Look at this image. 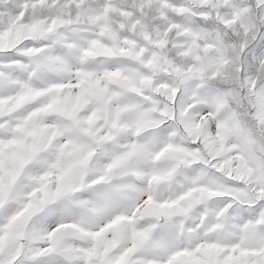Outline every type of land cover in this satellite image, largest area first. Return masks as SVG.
<instances>
[{"label":"snow or ice","instance_id":"6c2138e0","mask_svg":"<svg viewBox=\"0 0 264 264\" xmlns=\"http://www.w3.org/2000/svg\"><path fill=\"white\" fill-rule=\"evenodd\" d=\"M0 264H264V0H0Z\"/></svg>","mask_w":264,"mask_h":264}]
</instances>
